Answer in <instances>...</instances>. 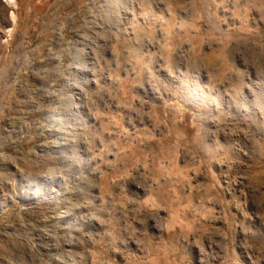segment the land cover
<instances>
[{
	"label": "rangeland",
	"instance_id": "1",
	"mask_svg": "<svg viewBox=\"0 0 264 264\" xmlns=\"http://www.w3.org/2000/svg\"><path fill=\"white\" fill-rule=\"evenodd\" d=\"M0 264H264V0H0Z\"/></svg>",
	"mask_w": 264,
	"mask_h": 264
},
{
	"label": "bare ground",
	"instance_id": "2",
	"mask_svg": "<svg viewBox=\"0 0 264 264\" xmlns=\"http://www.w3.org/2000/svg\"><path fill=\"white\" fill-rule=\"evenodd\" d=\"M8 4H11L13 0H6Z\"/></svg>",
	"mask_w": 264,
	"mask_h": 264
}]
</instances>
